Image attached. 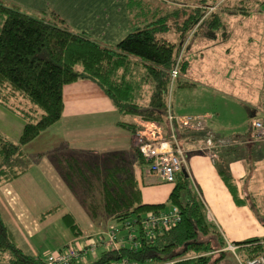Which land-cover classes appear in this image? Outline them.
Returning a JSON list of instances; mask_svg holds the SVG:
<instances>
[{
    "label": "trees",
    "instance_id": "trees-1",
    "mask_svg": "<svg viewBox=\"0 0 264 264\" xmlns=\"http://www.w3.org/2000/svg\"><path fill=\"white\" fill-rule=\"evenodd\" d=\"M222 2L126 0L134 29L111 47L71 29L51 11L32 15L17 4L0 0V107L22 121L18 142L0 134V185L28 172L31 161L23 147L61 118L62 88L70 82L91 80L121 115L163 125L168 105L171 110L172 84L186 68L182 55L178 76L171 83L170 71L182 44L190 32L193 35L205 29L213 34L218 30L222 25L220 16L217 10L209 9H216ZM169 31L177 34L176 41L166 37ZM137 125L117 122L118 127L132 132ZM206 132V128L176 127L178 144L184 147L181 138L204 141ZM231 138L238 143L245 141L244 136ZM131 152L133 163L130 153L123 150L110 152L104 158L89 150L67 146L38 154L37 157L44 154L50 157L61 179L78 195L90 216H105L123 223L120 228L110 226L115 245H108L107 237L100 235L101 239H95L93 251L87 244L81 246L70 264H118L123 260L128 264H216L227 253L226 242L215 224L207 219L205 206L183 170L175 175L167 197L171 206L179 208L180 221L168 229L156 228L153 234L144 228L142 221L146 215L166 211L171 206L165 209V203L142 202L134 165L144 166L148 162L138 147ZM218 172L234 192L228 169L220 167ZM132 217L135 219L129 221ZM63 220L75 236L82 233L70 213ZM123 229L126 232L121 234ZM70 243L58 250H64ZM235 244L243 262L264 255V237ZM98 249L101 251L95 260L79 261L88 251ZM48 255L43 259L26 254L0 213V260L8 264H54L48 261Z\"/></svg>",
    "mask_w": 264,
    "mask_h": 264
},
{
    "label": "rangeland",
    "instance_id": "rangeland-1",
    "mask_svg": "<svg viewBox=\"0 0 264 264\" xmlns=\"http://www.w3.org/2000/svg\"><path fill=\"white\" fill-rule=\"evenodd\" d=\"M221 4L217 6L218 9ZM227 5L229 8L230 2ZM238 8L240 11L245 10L242 4ZM258 10L247 17H242L241 12H237L240 16L235 17L223 15L224 30L229 33L227 36L221 33L213 45L201 41L200 32L193 33L184 54L187 52L194 61L195 71L190 75L194 80L179 74L170 94L172 103L175 102L177 110L185 115L190 108L196 109L203 102L204 108L215 114V123L208 125L214 134L225 138L244 136L245 141L239 143L243 148L239 157L245 165L242 179L246 186L244 198L252 217H260L264 222V146L253 141L251 131V117L264 116V0H261ZM225 76L231 80H224ZM188 83H195L197 87ZM21 129L22 121L0 107V134L12 142H18ZM64 133L61 132V135ZM43 134L23 147L30 158L31 167L21 179L0 185V198L5 196L10 201L37 254L45 259L46 255L73 240L87 244L100 235L107 237L110 226L120 228L123 223L105 216H90L79 197L62 181L50 157L44 154L37 158L39 152L45 153L50 147L44 146L46 135ZM172 187L173 183L145 180L142 200H161L165 203V209H168L171 204L162 194ZM150 190H154L155 194H151ZM158 192L160 194L157 197ZM205 209L209 212L206 206ZM67 213L74 217L81 228L80 235L75 236L63 220ZM134 219L132 217L129 221ZM125 232L126 229H123L121 234ZM236 250L227 249V253L216 264H246L249 259L243 262ZM100 251L90 250L79 261L91 262ZM0 264L8 263L0 260Z\"/></svg>",
    "mask_w": 264,
    "mask_h": 264
},
{
    "label": "crops",
    "instance_id": "crops-1",
    "mask_svg": "<svg viewBox=\"0 0 264 264\" xmlns=\"http://www.w3.org/2000/svg\"><path fill=\"white\" fill-rule=\"evenodd\" d=\"M7 1L17 4L22 11L32 15L51 11L62 18L71 29L84 32L93 40L106 46H115L134 29L130 23L126 0ZM228 2H230L229 8L227 7ZM260 3L261 0H223V4H221L219 9H213L217 10L222 25L213 34H209L210 32H207V30L200 32L201 41H204V43L209 42V45L215 44L219 40L221 33L226 36L229 33L224 30L223 15L235 17L239 15L237 12H241L242 17H247L250 13L259 11ZM240 4L245 6V10H239L238 5ZM166 37L176 41L177 34L169 31ZM183 59L186 68L180 72V75L184 74L186 78L194 80L190 76L195 71L193 68L194 61L190 59L187 52L184 54ZM224 80L230 81L231 79L225 76ZM188 84L192 87H197L195 83ZM62 98L64 106L61 118L55 125L42 132L45 133L43 135H46L44 146H50L47 151L67 146L70 149L89 150L100 158H104L110 152L123 150L130 153L129 158L132 163L135 161L131 152V149L136 147L134 144V132L118 127L117 122H135L138 124L137 128H139L140 124L145 121H139L133 115H121L104 91L91 80H77L65 84L62 88ZM201 103L197 105L196 109L190 108L187 115L201 116L207 131L213 134L215 138L221 137V135L211 132L208 127V125L215 123V114L207 111L203 106V102ZM171 110L176 116L185 115L177 110L176 103H172V100ZM254 118L257 117L252 116L251 121ZM160 127L163 135L167 137L171 132L168 121L166 120ZM84 129L85 131H82ZM63 131L65 133L61 135ZM181 140L184 146L183 150L187 155L183 172H185L204 206L209 209V212H206L207 219L215 224L225 242L235 243L254 237L263 238L264 224L260 222L263 219L252 217L244 198L246 186L243 184L242 179L245 176V165L239 157L243 149L242 144L235 143L232 147L221 148L217 158L212 161L206 153L199 150L204 144L203 141L197 139L184 140L183 138ZM134 166V174L141 190V197H143L145 180L154 179L155 183H166L149 172L148 164L144 166L135 164ZM220 167L227 168L232 176L234 192L230 191L221 178L218 172ZM57 173L60 176L58 171ZM21 177L13 181L19 180ZM1 185H6V183ZM171 189H166L162 196L164 198L168 197ZM1 191L0 194L2 193ZM150 193L155 194V191L150 190ZM159 194L160 192L157 193V197ZM142 202L147 204L162 203L161 200L147 201L145 199ZM82 204L84 205V203ZM0 213L24 252L37 256V250L32 240L22 226L15 209L5 196L0 198ZM72 242H76L81 246L85 245V242L82 243L77 240ZM225 250L227 251V249Z\"/></svg>",
    "mask_w": 264,
    "mask_h": 264
},
{
    "label": "built area",
    "instance_id": "built-area-1",
    "mask_svg": "<svg viewBox=\"0 0 264 264\" xmlns=\"http://www.w3.org/2000/svg\"><path fill=\"white\" fill-rule=\"evenodd\" d=\"M213 9V8H212ZM190 32L185 38L180 49L177 61L171 73V83L178 76V66L182 58L186 45L191 37ZM167 121L171 127L170 134L166 137L163 135L161 127L157 121L143 122L140 127L134 132V144L139 148L143 158L148 162L149 172L157 177L159 180L172 183L175 175L182 171L186 164V154L182 147L178 144L176 136V127L187 128L191 130L205 129L203 118L196 115H174L170 106L166 112ZM252 138L253 141L260 145H264V116L257 117L251 121ZM204 144L199 148L206 153L212 161L215 160L219 150L222 147L231 146L236 142L233 138L217 137L206 132ZM180 210L177 206H171L168 210L159 212L157 214L150 213L146 215L142 221L144 228H148V233L153 234L156 228L168 229L180 221ZM107 235V244L115 245L113 241L112 232L109 230ZM101 239V236H99ZM93 251L95 246V239L89 240L87 245ZM227 249L234 251L238 245L235 243H227ZM81 245L76 242L70 243L64 250H58L48 255V261L54 264H70V262L77 258L78 250ZM118 264H128L123 260ZM246 264H264V255H258L247 260Z\"/></svg>",
    "mask_w": 264,
    "mask_h": 264
}]
</instances>
